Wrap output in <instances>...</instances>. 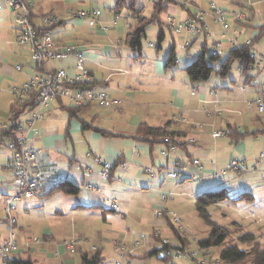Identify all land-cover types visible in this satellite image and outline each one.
I'll use <instances>...</instances> for the list:
<instances>
[{"label":"crops","instance_id":"1","mask_svg":"<svg viewBox=\"0 0 264 264\" xmlns=\"http://www.w3.org/2000/svg\"><path fill=\"white\" fill-rule=\"evenodd\" d=\"M26 1L34 5L32 16L36 26H40L41 17L48 14L61 19V24L52 30L54 40L84 54L90 87L106 91L119 99L121 105L108 109L88 107L79 118L70 117L69 109L74 108L67 100L56 101L48 108L44 120L36 125L40 136L35 147L48 153L44 167L51 179L63 176L65 181L78 186L80 193L76 196L49 195L52 186L47 183L41 195L19 202L15 217L20 248L9 258L30 260L33 264H82V256L94 255L92 250L96 247L104 261L109 258L107 253L111 256L114 253L112 259L116 264V243H124L128 257L122 263L131 264L134 259L157 250L159 240L175 245L166 220L156 214L165 209L182 218L179 208L194 205L196 197L189 198L187 189L177 187L188 181L177 182L169 177V171L177 161L188 173L195 171L193 161H200L205 171L198 181L228 185L229 191L236 195L251 193L254 202L231 204L230 214L243 222L261 225L251 232L260 236L264 229V159L260 160L258 155L264 152V140L259 135L233 142L228 130L231 127L240 132H264L262 116L259 117L250 106L260 93L259 86L264 85V66L241 73V66L236 64L234 78L213 76L220 81L211 83L212 77L206 83L194 85L184 69L196 60L204 47L211 51L209 35L218 36L220 28L208 17L209 29L191 37L185 31L176 34L165 23L169 17L184 22L200 11L209 12L211 4L225 11H238L247 17L241 23L231 22L239 43L244 46L251 41L252 52L263 55L264 0H187L186 6L176 0L165 3L167 10L160 16L161 24L146 28L140 55L128 45V36L139 20L130 7L136 5L143 9V17L150 18L154 12V5L149 3L151 0H124L122 7L116 6L117 0ZM145 4L150 6L148 11ZM93 7L102 11L94 29L67 14L70 9L81 11ZM163 27L165 38L158 49V36ZM18 36L14 13L3 6L0 12L1 124L10 119L15 102L13 90L37 75L31 52L18 45ZM188 43L190 45L184 50ZM172 47H175L176 64L168 66ZM229 52L225 44L222 58ZM47 68L63 69L70 76L78 73L74 55L63 62L48 63ZM217 98L220 102H216ZM141 124L152 128L170 124V131L176 133L173 145L177 150L169 151L160 141L150 144L143 138L136 139ZM217 131L224 136L214 139L212 135ZM162 151H167V155L162 156ZM99 157L113 165L121 158L125 168L117 166L111 179L102 181L99 177L102 167L96 162ZM11 158L9 152L2 159L1 212L4 199L14 190ZM232 161L244 162L247 170L229 171L222 182L210 177L214 170L221 171ZM147 169L150 174L146 173ZM89 182L98 183L102 193L83 191ZM202 186L194 188L196 193L203 192L205 187ZM168 192L184 195L185 199H180L177 206L163 204L160 196ZM107 200L117 203L119 210H113ZM4 228L7 232L6 220L1 213L0 230ZM167 231L171 232V239L167 238ZM34 238L41 243H33ZM76 239L80 243L74 249L67 248L66 243ZM6 240L7 235L3 237L0 232V246Z\"/></svg>","mask_w":264,"mask_h":264},{"label":"built area","instance_id":"2","mask_svg":"<svg viewBox=\"0 0 264 264\" xmlns=\"http://www.w3.org/2000/svg\"><path fill=\"white\" fill-rule=\"evenodd\" d=\"M158 1L151 0L150 3L155 5ZM176 1L181 5H188L187 0ZM3 6H6L7 9L14 13V24L19 33L18 45L31 52V59L37 71V75L32 80L13 90L15 102L23 103L25 100H33L37 104L35 110L27 113L24 118L16 122L9 119L6 123L0 124V146L8 149L12 154L11 171L13 177L11 184L14 189L13 193L4 199V213L9 235L5 243L0 246V261L2 264H7L9 257L20 248L19 239L13 232L17 224V219L13 215L17 204L41 195L47 183H51L52 188H55L65 182L63 176L51 179L50 174L46 172L44 158L48 153L35 147L36 140L40 136V130L36 125L44 120L46 111L52 103L59 100H67L74 107H98L104 109L119 107L121 101L111 97L104 90L97 91L91 88V78L85 67V55L79 53L80 51L76 48L60 45L54 40L52 30L61 24V19L57 15L48 14L42 16L40 26H36L32 20L34 8L32 3L26 0H0V12L3 10ZM67 14L75 20L84 21L89 28L94 29L102 16V11L97 7H93L81 11L70 9ZM208 17L220 28L218 36L216 34L209 35L212 39L210 48L214 55L222 56L225 44L228 45L230 51L243 46L239 43L238 33L232 30L231 22L244 21L246 18L245 14L238 11H225L214 4H211L209 12L200 11L195 17L184 22H179L169 17L165 24L170 29H173L176 34L185 31L191 37H196L204 34L209 29L206 23ZM150 45L153 46V44ZM189 45L190 43L186 44L184 50H187ZM250 45H252L251 41L245 44V46ZM71 55L76 58L78 73L75 76L68 75L63 69L54 71L47 68L48 63L63 62ZM251 59L253 64L249 66L242 65L240 67L241 73L264 66V54H254L252 52ZM220 100L217 98L216 102H220ZM250 106L257 115L264 116V86L260 88L259 95ZM216 112L219 113V110L217 109ZM221 136H224V133L217 132L213 135L214 138ZM165 142L167 143L168 139H165ZM175 150L174 146L169 148V151L174 152ZM161 154L166 156L167 151H162ZM258 158L260 160L264 159V152L260 153ZM96 162L102 167L99 173L100 179L109 181L113 171V163L100 157L96 159ZM193 165L196 170L188 173L183 164L177 161L172 165L169 177L177 182L188 179L196 181L202 179L204 167L197 160L193 162ZM119 166L125 168L124 163ZM244 169H246L244 162L233 161L221 172L211 173V177L223 181L228 171H243ZM146 173L150 174V171L147 169ZM83 188L86 191L102 193L98 183L89 182ZM174 197L175 193L173 192L162 193L160 200L163 204H166ZM107 203L113 210H119L117 203L111 200H107ZM156 216L158 218L167 217L178 231L188 235L189 229L185 227L183 219L176 214L167 213V210L160 209ZM156 236L158 235L156 234ZM32 242L40 243V240L34 238ZM77 243V241L72 240L66 243V246L69 249H74L73 247ZM165 248L168 249L162 253V256L169 259L165 264H223L220 257L216 258L211 250L203 249L199 246H197V250L193 254L192 251L186 252L185 247L172 248L170 242L163 240L158 245V249L165 250ZM117 251V253L124 255L126 244H118ZM190 255H193V260ZM117 264H121V262L119 261Z\"/></svg>","mask_w":264,"mask_h":264},{"label":"trees","instance_id":"3","mask_svg":"<svg viewBox=\"0 0 264 264\" xmlns=\"http://www.w3.org/2000/svg\"><path fill=\"white\" fill-rule=\"evenodd\" d=\"M175 1L173 0H159L154 6L153 15L150 18L142 16L143 9L137 8L136 5H131V10L135 16H138L139 20L133 32L128 36V45L132 48L134 52L138 55L142 51V44L144 38L146 37V28L152 24H161L159 21L160 16L167 10V4H171ZM117 7L124 6V0H117ZM247 17L245 18V20ZM241 23V22H237ZM163 29V28H162ZM160 30L158 36V49L161 48V44L164 41L165 34L164 29ZM252 45L241 46L237 49L231 50L225 58L222 56L218 57L211 53L208 47L202 49L201 54L196 58V60L184 69L190 82L192 84H203L208 82L213 76H217L222 79H226L233 67L238 64L240 66H249L253 64L251 59L252 55ZM176 64V54L175 47H172L170 56L168 57L167 65ZM37 104L33 100H25L23 103L14 102L11 108L10 120L16 122L21 118H24L27 113L35 110ZM88 107H80L69 109V114L71 118H79L81 112ZM94 129V128H93ZM99 132H103L99 129H94ZM228 134L233 142H238L246 137H258L264 134L263 131L258 132H240L238 129L229 128ZM176 133L170 131V124L163 128H152L146 124H141L138 128L136 139L143 138L145 142L150 144H155L160 141L161 144H165L167 148L175 143ZM168 139V142H165ZM1 149V146H0ZM122 163L121 158L114 164L113 169ZM80 193V188L75 186L70 182H62L58 187L52 188L49 195L63 194L68 196H76ZM254 196L251 193H241L234 194L225 189L215 192H203L196 196L195 198V209L199 214V217L204 221V223L209 227L210 233L206 239L198 242L199 247L203 249H215L219 248L228 239L230 232L224 226L219 225L211 216L209 208L215 205H220L222 203L229 202L230 204H238L240 202L246 204H252L254 202ZM166 224L171 230L174 238L180 240L183 244H188L189 240H184L179 235L178 229L173 225V223L166 217ZM238 242L246 246L247 249H241L239 246L234 245L230 247L223 248L219 253L220 260L223 264H264V244L259 241V238L253 233H244L238 238ZM165 250H152L147 253L143 258H158L161 263H167L168 258L163 257L162 253ZM103 258L99 252L92 256L84 254L82 256V264H101ZM7 264H33L30 260H22L20 258H9Z\"/></svg>","mask_w":264,"mask_h":264},{"label":"rangeland","instance_id":"4","mask_svg":"<svg viewBox=\"0 0 264 264\" xmlns=\"http://www.w3.org/2000/svg\"><path fill=\"white\" fill-rule=\"evenodd\" d=\"M148 3V1H147ZM150 3V2H149ZM151 5V3H150ZM146 6V9L147 11L150 9V6H148L147 4H145ZM32 20H33V16H32ZM34 23V22H33ZM151 26V25H150ZM153 26V25H152ZM158 26V25H157ZM154 28L156 29V26H154ZM163 29H165L163 27ZM150 31H152V29H150ZM167 32V30H166ZM150 33V32H149ZM168 33V32H167ZM210 42H212V39L210 38ZM144 41H145V38H144ZM155 50V49H154ZM211 52V51H210ZM179 54V52L177 53ZM32 60V59H31ZM236 68V67H235ZM235 68L233 67L232 71L230 72V75L229 77L230 78H234L236 76V70ZM246 72V71H245ZM220 80L219 79H216L215 77H213L211 79V83H214V82H219ZM228 82V81H227ZM262 86L264 85H260L259 88H261ZM69 104H71L69 101H67ZM53 104V103H52ZM72 105V104H71ZM73 108H80V107H74L72 105ZM218 113V112H217ZM260 117V116H259ZM263 118V121H264V116H262ZM179 121H181V119L179 118ZM1 124V122H0ZM217 132H220V131H217ZM215 132V133H217ZM214 135V134H213ZM212 135V136H213ZM222 137V136H221ZM261 140H264V134H261V136H259ZM214 138V137H213ZM220 138V137H218ZM214 139H217V138H214ZM171 146H174V145H171ZM170 146V147H171ZM169 147V148H170ZM175 147V146H174ZM168 148V149H169ZM176 148V147H175ZM177 150V148H176ZM175 150V151H176ZM174 151V152H175ZM9 150L6 149V148H2L0 149V174L2 173V170H1V165H2V159L5 157L6 154H9ZM168 153V152H167ZM196 161V160H195ZM198 161V160H197ZM194 162V161H193ZM200 162V161H199ZM233 162V161H232ZM231 162V163H232ZM201 163V162H200ZM230 163V164H231ZM202 164V163H201ZM228 164V165H230ZM193 165V163H192ZM227 165V166H228ZM194 166V165H193ZM203 166V164H202ZM204 167V166H203ZM225 169V168H224ZM222 169V170H224ZM195 170H196V167H195ZM221 170V171H222ZM247 169H244V171H246ZM204 171H205V168H204ZM204 171L202 173H204ZM220 170L219 171H216L214 170L213 172H221ZM234 170H230V172H232ZM212 172V173H213ZM229 172V171H228ZM227 172V173H228ZM204 175V174H203ZM202 175V177H203ZM210 177H211V174H210ZM225 177V176H224ZM212 178V177H211ZM111 179V178H110ZM191 179H188L186 181L188 182H182V183H179L177 184V187H180L183 188V189H187L186 190V196H188L189 198H193L194 199V195L197 196L199 195L198 193H196V190L194 188L198 187V186H202L205 185V186H202V187H205V191L204 190H201L203 192H215V191H220V190H223V189H226V190H230L228 189V185H222V184H219V182L215 181L211 184H208L206 181H190ZM211 181V180H210ZM213 181V180H212ZM218 181H221V180H218ZM222 182V181H221ZM186 187V188H184ZM179 189V190H180ZM242 190V189H241ZM85 192H88L86 190H83ZM185 191V190H184ZM200 191V192H201ZM202 192V193H203ZM230 192V191H229ZM244 192V191H242ZM90 193V192H89ZM169 193V192H168ZM175 193V197L168 202L171 203V204H175L176 206L178 205V201L180 199H185L184 198V195H180L179 193ZM185 196V197H186ZM196 198V197H195ZM25 201H28V200H25ZM0 202H2V198H1V195H0ZM180 209V214L182 215V218L183 219L182 221H184V225L187 229H189V233L188 235L187 234H184V233H181L179 231V235L181 236V238H183L184 240H189V243L188 244H183L180 240H178L177 238H175V241H176V244H172V242L170 243L171 244V247L172 248H176V247H185V250L186 252H190L192 251V253L194 254V252L197 250V246L198 245V242L203 240V239H206L210 233V229L209 227L204 223V221L199 217V214L196 212V209H195V206L194 205H190V206H186L185 208H179ZM230 211H231V204L229 202H226V203H222L220 205H215V206H212L209 208V212L212 216V218L221 226H224L225 228H227L230 232V236L228 237V239L226 240V242L224 243V245H222L221 247L219 248H215V249H212V252L214 253V256L217 258L219 257V253L222 251L223 248H226V247H230V246H234V245H237L239 246L241 249H247L246 246H243L241 245L239 242H238V238L244 234V233H251V232H255L258 230V227L256 226H259V227H262L261 225H255V224H251L250 222H243L241 221L238 217H236L234 214H230ZM185 212V213H183ZM4 214V217H5V213H4V210H0V214ZM14 217H15V212L13 213ZM179 217V216H178ZM16 218V217H15ZM166 217H164L165 219ZM166 220V219H165ZM170 220V219H169ZM171 221V220H170ZM174 225V224H173ZM240 225V227L238 226ZM7 226V224H6ZM16 226L17 224L15 225L14 227V231L17 238H18V234H17V231H16ZM175 226V225H174ZM0 232L2 233L3 237H5L7 235V238H8V235H9V230H8V227H7V232L5 231V228L4 229H1ZM134 232V231H132ZM254 234V233H253ZM257 233H255L256 235ZM259 235V234H257ZM256 235V236H257ZM167 238H170L172 236L171 232L170 231H167V234H166ZM155 237L159 238V235ZM174 237V236H173ZM259 238V241L264 244V229L261 230L260 232V236H257ZM172 238V237H171ZM170 238V239H171ZM75 241H78V243H80V240L79 239H76ZM163 240H159L158 243H157V251L161 250V249H158V245L162 242ZM169 242V241H168ZM34 243V242H33ZM41 243V242H40ZM40 243H35V244H40ZM77 243V244H78ZM118 244H122V243H116V252L117 251V245ZM137 245V244H136ZM156 250V249H155ZM200 250V249H199ZM210 250V249H208ZM92 252L97 253L99 252L98 251V248H93ZM126 252V251H125ZM132 253V252H131ZM108 257L105 261L103 260V262L101 264H114L113 262V259L112 258H115V255L113 253V256H111L110 254H108ZM147 253L144 255L146 256ZM117 258H118V261L117 263L120 261L121 264H123V259L128 257L127 254H120V253H117L116 254ZM143 256V257H144ZM162 255H160L161 257ZM137 258V259H134L131 264H165V263H161L159 261L158 258ZM122 258V259H121ZM190 258L193 260V255H190ZM112 259V261H110ZM116 263V264H117ZM184 264V263H183Z\"/></svg>","mask_w":264,"mask_h":264}]
</instances>
